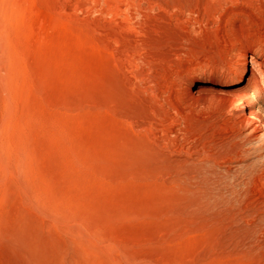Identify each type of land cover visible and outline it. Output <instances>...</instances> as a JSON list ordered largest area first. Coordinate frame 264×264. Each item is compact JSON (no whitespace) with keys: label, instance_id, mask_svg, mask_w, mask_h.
<instances>
[{"label":"rangeland","instance_id":"obj_1","mask_svg":"<svg viewBox=\"0 0 264 264\" xmlns=\"http://www.w3.org/2000/svg\"><path fill=\"white\" fill-rule=\"evenodd\" d=\"M242 56L264 0H0V264H264Z\"/></svg>","mask_w":264,"mask_h":264},{"label":"bare ground","instance_id":"obj_2","mask_svg":"<svg viewBox=\"0 0 264 264\" xmlns=\"http://www.w3.org/2000/svg\"><path fill=\"white\" fill-rule=\"evenodd\" d=\"M256 62L254 57H250V64L253 65ZM261 71V64H257L255 67L251 68L249 72H246V60L243 56L239 60V64H237L234 74L233 80L228 82L225 87L229 89V92L225 94L227 99L230 101L235 100L242 107V118L244 124L247 125L251 132L254 134L261 133L264 135V120L259 116L258 112L253 107V101L250 96H248V92L250 89L258 90L260 87V83L263 81V77L257 78V72ZM263 75V74H262ZM244 76H249L247 78V83L245 85L241 84L243 82ZM214 91L211 89L207 92L208 96L211 93V96ZM204 93V92H203ZM217 93V92H215ZM214 93V94H215ZM264 93V90H263ZM202 94V93H201ZM205 94V93H204ZM218 95H221L217 93ZM203 95V94H202ZM222 96V95H221ZM224 97V94H223ZM202 182L201 178L197 177L195 180L196 185H200ZM205 183V182H204ZM203 183V184H204Z\"/></svg>","mask_w":264,"mask_h":264}]
</instances>
